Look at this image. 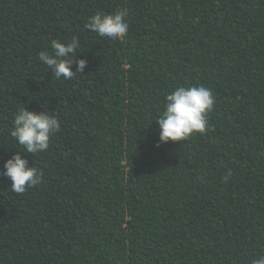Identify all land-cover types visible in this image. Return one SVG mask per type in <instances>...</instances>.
Returning a JSON list of instances; mask_svg holds the SVG:
<instances>
[{"label": "trees", "instance_id": "trees-1", "mask_svg": "<svg viewBox=\"0 0 264 264\" xmlns=\"http://www.w3.org/2000/svg\"><path fill=\"white\" fill-rule=\"evenodd\" d=\"M128 10L123 41L90 32ZM81 41L83 73L38 59ZM71 56V54H69ZM76 70L75 62L72 65ZM203 84L211 130L156 146L166 94ZM21 107L61 129L16 193ZM231 171L227 182L224 176ZM264 254V0H0V264H250Z\"/></svg>", "mask_w": 264, "mask_h": 264}, {"label": "clouds", "instance_id": "clouds-1", "mask_svg": "<svg viewBox=\"0 0 264 264\" xmlns=\"http://www.w3.org/2000/svg\"><path fill=\"white\" fill-rule=\"evenodd\" d=\"M127 16L126 8L111 13L96 12L88 18L85 27L98 36L123 41L129 29ZM50 48L51 51L48 48L40 51L38 59L51 70L57 80H69L83 73L86 60H75L77 50L81 49V41L77 36L74 35L67 42L53 39ZM74 62L75 71L72 68ZM215 103L212 89L203 84L177 86L166 94L163 111L155 120L160 129L156 146L169 141H186L195 133L203 135L210 131L208 114L213 111ZM12 123L11 136L22 147L4 161L2 175L11 181L10 188L14 192L24 193L40 185L44 174L41 169L29 164L28 158L22 153L36 155L46 152L51 137L60 131L61 122L48 110L37 112L21 107L14 114ZM230 176L231 171L224 176V181L227 182ZM250 264H264V254L252 259Z\"/></svg>", "mask_w": 264, "mask_h": 264}]
</instances>
